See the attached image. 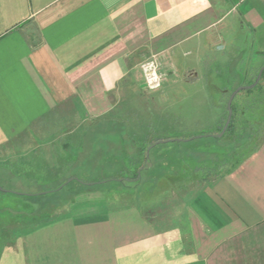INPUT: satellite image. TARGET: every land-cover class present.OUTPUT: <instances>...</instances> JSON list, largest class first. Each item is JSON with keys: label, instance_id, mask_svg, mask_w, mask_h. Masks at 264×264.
Returning a JSON list of instances; mask_svg holds the SVG:
<instances>
[{"label": "crops", "instance_id": "obj_1", "mask_svg": "<svg viewBox=\"0 0 264 264\" xmlns=\"http://www.w3.org/2000/svg\"><path fill=\"white\" fill-rule=\"evenodd\" d=\"M236 23L256 33L257 72L264 67L262 0H0V177L30 191L84 175L91 181L78 184L92 189L104 181L83 164L108 160L117 143L128 146L134 169L153 168L149 140L136 133L144 124L128 117L149 113L140 100L141 64L152 57L164 67L178 63ZM228 64L214 73L228 80ZM162 91L171 102L186 95L177 82ZM203 113L211 116L212 107ZM198 114L191 121L197 137L187 142L212 129ZM172 138L164 141H182ZM162 162L147 194L166 179L171 187L153 200L143 201L144 190L77 198L72 204L94 205H71L34 224L0 246V264H264V135L237 167L213 176L166 173Z\"/></svg>", "mask_w": 264, "mask_h": 264}, {"label": "rangeland", "instance_id": "obj_2", "mask_svg": "<svg viewBox=\"0 0 264 264\" xmlns=\"http://www.w3.org/2000/svg\"><path fill=\"white\" fill-rule=\"evenodd\" d=\"M230 19H232V17ZM255 36L256 33L250 28L246 26L240 27L236 23L234 27L228 30L227 34H223L216 42L187 51L186 54L180 57V62L178 63L173 60L172 62H168L167 66L164 67L160 61L157 60L159 64L158 71L162 75L161 87L156 89V93L155 90H149L147 87L140 88L143 94L140 100H143L144 107H148L149 113L143 114L142 116L138 114H132L133 117L130 115L128 116L131 117V120L135 121V123L144 124L141 126L142 129L137 130L136 133H139L141 137H147L149 140V147L147 148L146 145H143V151L144 148H147L145 158L149 157L150 160L154 162L155 165L153 168H142V165H140L136 171L134 169L135 163L126 161L129 156L127 152L129 149L128 146L117 143L115 147H111L112 151L107 157L109 161L105 158L106 156H102V160L99 159V163H95V166L91 165L89 162L83 164L85 172L89 170L98 172L101 174V180L104 181L103 184L95 185V188L92 187V189L80 185L84 183L85 180L91 181V179H84L82 177L84 175H78L80 172H76V175L82 178H71L72 180L67 184H65L66 181L65 183H61V181L58 182L54 180L52 184H38L36 188L30 191H25L22 187L23 184L19 185L17 183L18 179L1 176L0 187L3 190L0 189V209H20L24 206H29V208L34 209L35 212L33 216H27V220L21 218L17 213L9 217L6 214L0 216V245L13 244L19 235L24 234L26 230L30 229L32 225L38 222H44L63 216L70 212L69 208L72 207L71 205L74 207L94 205L92 200H85L89 202L82 201L72 204L77 198L90 196V198L94 197L96 200H101L103 197L102 193L105 191H109L111 194L116 192L118 195H125V192H137L139 190L145 191L141 194L144 202L148 199H152V197H156L157 194H161V190L171 187V185H169L170 180L168 179L167 182L166 179L164 183H159L157 190L153 194H147L149 187L157 182L156 176L161 173L160 168L156 165L157 161L160 163H163L162 161L165 162V167L163 168H165L164 170L166 173L168 172L167 168L170 170L178 168V170L187 173L189 169L192 171L194 169L200 171L199 177L203 178L209 175L213 176L223 173L231 168L235 162L242 159L244 154H246L249 149L253 148V144H255L256 138L258 137L257 134H259V132H255L252 127H249L246 132L247 137L252 134L251 137L230 144L224 142L225 140L221 141L217 138L207 136L194 139L195 141L192 140L193 142L182 140L168 141L156 145L152 143L156 141L157 138H159L160 141H164L162 134L164 135L166 133L170 134L171 137L173 136L172 139L197 137L195 134L197 131L191 128V121L195 112H199L196 116L198 121H204L208 126L212 127L210 131L201 132L198 136L203 137L205 134L211 132L213 135L217 136L218 133L221 132L227 119L226 104L231 90L233 91L237 87L242 86V76L236 71L238 68L237 62L241 61V65L246 61L247 69L249 66L248 63L253 65V71H248L246 80L250 78L251 75L254 76V74L257 73ZM233 39L237 41L233 49H231ZM218 45H220V48ZM233 56L234 58L232 59ZM227 59L229 61L227 69L228 80L225 79L224 73L222 77H218V75L214 73L216 67L220 68ZM242 66L243 65H241V67ZM243 71H245L244 67L241 68V73ZM234 78H236V80H234ZM232 79L234 80L233 82H231ZM171 82L178 83L179 94H186L184 97L176 99V102L166 100L164 91L161 92L163 85ZM226 85H228L227 88ZM222 90H228L223 97H221ZM207 98L210 104H207ZM260 101L263 103L256 105V118L252 121V124L256 120H260L264 115V96L260 97ZM210 106L212 107L213 114L211 116L205 115L203 113L204 110H208ZM247 108L246 113L243 111L241 113L244 121L254 113H249L251 108L250 105H248ZM121 116L123 115L119 117ZM145 123L148 125L147 130L144 129ZM172 125H174L176 129L173 132H168L169 129L167 126ZM238 125L240 126L241 123ZM192 134L195 135L190 136ZM137 148L138 146L134 147V151H132L133 155ZM148 165L151 166L150 163ZM87 169L89 170L87 171ZM136 172L141 174L142 178L140 180L134 183L128 181H124L123 183L117 182L121 178L125 179L133 176ZM78 182H80V184H78ZM28 189L30 188H27V190ZM96 190H100V193L96 192ZM89 192L93 195H88ZM19 193H23L26 196L21 198V196L18 195ZM98 205L101 206L104 204L99 203ZM23 223H28V225H23Z\"/></svg>", "mask_w": 264, "mask_h": 264}, {"label": "trees", "instance_id": "obj_3", "mask_svg": "<svg viewBox=\"0 0 264 264\" xmlns=\"http://www.w3.org/2000/svg\"><path fill=\"white\" fill-rule=\"evenodd\" d=\"M250 47V46H249ZM241 62V61H240ZM240 62L238 63V68H237V72L239 75L242 76V86H249L251 84L254 83V81L256 80L257 73L251 76L250 78H247V72L248 71H252L253 70V66H248V69L246 68V64L247 62L245 61L242 67L245 68V71H243L241 73V65ZM232 92V90H231ZM230 94V93H229ZM264 96V69L261 72V76L258 80V82L251 88H244L242 90H240L233 98L232 103H231V110H232V114H231V118L229 121V124L225 130V132L222 134V136L218 137L216 135L211 134H206L203 137L207 136V137H211V138H217L218 140H225L224 142L227 143H233V142H240L245 138L251 137L252 134L248 135L247 137V131L249 127H252L253 130H255V132H259V134H257V138H256V142L255 144H253V148L249 149L248 152H246V154H244V157L242 159H238L239 161L235 162L234 165L228 169V171L233 170L235 167H237L239 165V163L246 157L248 156L250 153H252L254 150H256V147L259 145V143L261 142L263 135H264V115L262 116V118L260 120H256L253 124L252 121L256 118V105H259L260 103L262 104L263 102L260 101V97ZM240 98V99H239ZM250 105V111L249 113H253V115H251L247 120H243L242 119V111L246 113V110L248 109L247 106ZM257 122V123H256ZM241 123V125L239 126L238 124ZM252 124V125H251ZM239 127V128H238ZM259 129V131H258ZM199 135V134H198ZM164 139H170L172 138L171 136H164ZM157 140H159V138H157ZM138 168H136L135 170L137 171ZM122 179V178H121ZM70 180H72L71 178L66 180V182H69ZM122 180H138V173H134L133 177H128V178H123ZM102 182V180L100 181ZM19 196H21V198H23V196H26L23 193H19ZM41 196V194H40ZM35 210L32 208H29V206H24L23 208L20 209H0V216H2L3 214H6L8 217L9 216H13V214L17 213L19 214V216L21 218H27V216L30 215H34ZM27 220V219H26ZM23 225H28V223H23ZM33 227V225H32ZM1 246V245H0ZM1 248V247H0Z\"/></svg>", "mask_w": 264, "mask_h": 264}, {"label": "built area", "instance_id": "obj_4", "mask_svg": "<svg viewBox=\"0 0 264 264\" xmlns=\"http://www.w3.org/2000/svg\"><path fill=\"white\" fill-rule=\"evenodd\" d=\"M264 2V0H262ZM158 61L155 57L147 59L141 64L144 84L149 90L161 87L162 75L158 71Z\"/></svg>", "mask_w": 264, "mask_h": 264}, {"label": "water", "instance_id": "obj_5", "mask_svg": "<svg viewBox=\"0 0 264 264\" xmlns=\"http://www.w3.org/2000/svg\"><path fill=\"white\" fill-rule=\"evenodd\" d=\"M263 69H264V67L261 68V69L259 70V73H258V75H257V78H256V80L254 81L253 84H251V85H249V86H239V87H237L235 90H233V91L231 92V94H230V96H229V98H228V100H227V104H226V109H227V119H226V121H225V123H224V126H223L221 132L218 133V135H217L218 137L222 136V134L225 132V130H226L228 124H229V121H230V118H231V114H232L231 103H232V100H233L234 96H235L240 90H242V89H244V88H251V87H253V86L258 82V80H259V78H260V76H261V72H262ZM142 86H143V87H146L145 84H143ZM173 140H183V141H186V140H189V138H188V139H173ZM161 142H165V141H161ZM0 189L3 190L1 187H0Z\"/></svg>", "mask_w": 264, "mask_h": 264}]
</instances>
